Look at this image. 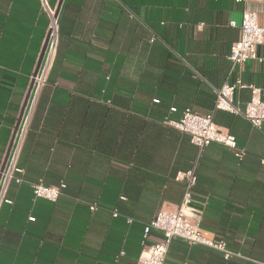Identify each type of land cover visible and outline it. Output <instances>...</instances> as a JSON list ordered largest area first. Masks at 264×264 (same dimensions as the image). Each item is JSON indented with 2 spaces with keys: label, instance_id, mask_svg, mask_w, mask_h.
<instances>
[{
  "label": "crops",
  "instance_id": "crops-1",
  "mask_svg": "<svg viewBox=\"0 0 264 264\" xmlns=\"http://www.w3.org/2000/svg\"><path fill=\"white\" fill-rule=\"evenodd\" d=\"M244 8L264 26V0H62L56 54L18 158L23 181L10 184L0 209V264H135L144 225L177 208L185 186L176 175L191 167L200 232L234 254L225 260L176 237L163 264L264 262V130L213 111L245 149L238 161L165 122L186 108L211 112L224 81L264 97V63L232 68L227 58ZM47 29L41 0H0V167ZM250 96L238 87L233 98L243 107ZM39 180L65 187L55 201L34 197ZM160 239L152 230L147 243Z\"/></svg>",
  "mask_w": 264,
  "mask_h": 264
},
{
  "label": "built area",
  "instance_id": "built-area-1",
  "mask_svg": "<svg viewBox=\"0 0 264 264\" xmlns=\"http://www.w3.org/2000/svg\"><path fill=\"white\" fill-rule=\"evenodd\" d=\"M237 3H247L250 0H234ZM41 6L48 17V29L42 44L40 61L30 78V84L25 94L24 105L17 123L14 126L7 156L3 167L0 169V209L4 203H10L7 198V190L12 182L20 183L23 178L17 176L22 172L18 166V158L22 144L28 131L30 118L36 105L38 95L42 87L47 82L49 71L52 67L58 43V20L55 9L51 8L47 0H41ZM231 26H236V21L229 22ZM201 25V24H200ZM239 38L229 46L227 54L232 68L240 65L249 59H255L259 63H264V52L258 56L256 49L262 46L264 49V26H262L254 11L244 8L242 10L239 23ZM238 87L250 89V99L240 106L234 102V91ZM215 100L211 112L199 114L190 108L184 109L178 120H167V124L173 128L189 135L190 142L200 149L212 142L221 144L232 150L238 161L242 160L246 151L237 146L236 138L225 129L220 128L213 121V111L223 110L233 114H238L247 119L255 128L264 130V97L261 96L262 89L255 85H247L239 79L235 82L224 81L220 87L214 89ZM170 110L174 111L172 107ZM176 179L184 182V194L172 211L159 210L144 225L142 234V249L136 258L135 264H163L172 240L176 237L184 239L188 244H198L213 248L222 252L225 260L234 253L227 249L223 239L214 240L208 238L200 232L202 210L190 205L192 190L196 184L197 176L195 167H191L184 172L177 173ZM34 197L45 198L55 201L61 193L65 183L60 182L57 186L45 185L41 180L31 184ZM90 210H95L96 205H89ZM116 215V212H113ZM129 220V219H128ZM130 221V220H129ZM152 230L161 234V239L152 244L147 243V239ZM120 255L123 251H120ZM264 264V262H259Z\"/></svg>",
  "mask_w": 264,
  "mask_h": 264
},
{
  "label": "water",
  "instance_id": "water-1",
  "mask_svg": "<svg viewBox=\"0 0 264 264\" xmlns=\"http://www.w3.org/2000/svg\"><path fill=\"white\" fill-rule=\"evenodd\" d=\"M61 3H62V0H59L58 6H57V8L55 9V12H56V13H58V9L60 8ZM40 57H41V53L39 54V57H38V60H37V65H38V63H39V61H40ZM23 105H24V104H23ZM22 109H23V107L21 108L20 114H21V112H22ZM20 114H19V116H20ZM7 151H8V149H7ZM6 156H7V152H6V155H5V159H6ZM4 162H5V160H4ZM3 164H4V163H3ZM2 167H3V165L0 167V169H1Z\"/></svg>",
  "mask_w": 264,
  "mask_h": 264
}]
</instances>
